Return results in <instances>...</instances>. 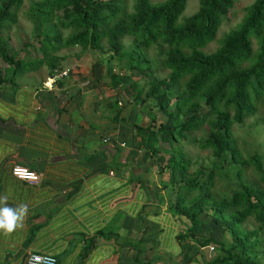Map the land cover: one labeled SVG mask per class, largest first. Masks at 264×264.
<instances>
[{
	"label": "trees",
	"instance_id": "16d2710c",
	"mask_svg": "<svg viewBox=\"0 0 264 264\" xmlns=\"http://www.w3.org/2000/svg\"><path fill=\"white\" fill-rule=\"evenodd\" d=\"M132 1L129 12L122 0L31 1L27 16L34 36L40 37L39 56L32 61L16 58L0 39V59L6 63L0 68V84L13 83L23 70L42 64L51 74L63 69V58L56 56L63 46L108 54V86L116 88L129 80L127 88L134 103L142 102L140 108L147 106L148 110L154 106L156 112L165 115L164 121L156 122L155 113L149 110L146 123L133 124L134 133L142 155L152 159L158 173L168 174L163 184L172 187L173 206L190 222L188 233L202 245H213L214 254L207 264H264V260L257 261L254 248L259 244L255 237L264 230V165L256 152L243 155L232 133L234 123L243 122L259 105L264 106V0H252L245 6L242 19L210 52L204 48L215 39L234 0H197L196 10L185 17L180 16L186 0ZM22 2L0 0V30L15 23ZM60 29L70 31L62 38ZM125 37L131 40L129 50L124 48ZM30 44L23 45L31 52ZM151 46L159 49L157 59L145 54ZM161 70L167 73L157 77L155 73ZM131 73H137L142 84L132 80ZM200 128L205 136L195 143L209 150L211 162L204 170L198 164L189 172L191 160L177 142ZM249 166L257 185L237 182L238 187L229 195L215 197L211 190L215 175L229 180L233 171L239 179ZM194 191H198L196 196L189 199L188 194ZM200 216L211 218L220 229L218 241L195 235L192 229ZM249 217L257 226L240 228ZM225 232L228 243L223 239Z\"/></svg>",
	"mask_w": 264,
	"mask_h": 264
},
{
	"label": "crops",
	"instance_id": "0c3cea01",
	"mask_svg": "<svg viewBox=\"0 0 264 264\" xmlns=\"http://www.w3.org/2000/svg\"><path fill=\"white\" fill-rule=\"evenodd\" d=\"M79 59L63 66L64 76L51 78L40 65L0 84V197L28 207L22 226L0 230V264H23L30 253L55 264H207L213 245L188 233L163 184L168 174L144 162L133 124L145 115L130 102L133 93L108 86L101 60ZM39 68L44 78L30 86ZM12 164L34 170L38 182L12 177ZM192 230L221 238L204 216Z\"/></svg>",
	"mask_w": 264,
	"mask_h": 264
},
{
	"label": "rangeland",
	"instance_id": "374dc122",
	"mask_svg": "<svg viewBox=\"0 0 264 264\" xmlns=\"http://www.w3.org/2000/svg\"><path fill=\"white\" fill-rule=\"evenodd\" d=\"M33 0H23L21 5L16 10V21L15 23L11 24L7 29L4 28L0 30V39L6 42L7 51L11 53L13 56L17 57H25L24 61H32L34 58H37L39 56L38 52V38L35 37L34 32L32 29V21L28 18L27 12L29 9V5ZM124 4V9L129 12L132 9V0H122ZM151 2L155 1H162V0H150ZM197 0H186V5L181 13L180 17H185L190 14H192L196 8H197ZM252 0H234L233 5L231 8H229L226 19H224L221 24L218 27V30L215 35V39L211 42H209L204 50L206 52L213 51L217 45H218V39L229 29L233 28L243 17L244 13V7L247 6L249 3H251ZM69 29H60L61 37L64 38L68 33ZM124 41V48L126 50H129L130 48V38L125 37L123 39ZM31 43L33 47V53L30 52L28 48V52L30 53H24L25 47L24 43ZM30 44V45H31ZM29 46V45H28ZM159 49L155 48L154 46H151L149 49L145 51V54L150 59H157V53ZM34 55H38L37 57H33ZM57 57H62L63 60L60 61V67L64 65V67L73 68L72 64H70L68 61L70 60H78L79 61H90L94 59H99L101 61L100 65L105 70L109 66V61H107L108 54L105 52L102 53L98 50H91V49H82L79 46H70L61 47L56 52ZM101 57V58H100ZM159 57V56H158ZM22 59V58H20ZM46 66V64H42ZM6 66V63H4L0 59V68H3ZM45 68V67H42ZM115 70H117V66H114ZM167 73V70H161L157 71L155 75L157 77H162ZM41 77L44 78V75L40 72V68L34 72L29 77L28 84L31 86H39ZM130 77L132 80H138L140 84H142L143 80L138 79L137 73H131ZM19 79L21 77H18ZM16 79L15 81L18 82ZM69 79V78H67ZM26 78H23V81H25ZM5 83V82H4ZM7 83V82H6ZM3 84V83H2ZM128 85V81H125L121 84L122 87ZM178 89V86L174 87V90ZM110 90V89H109ZM127 96L130 93L127 86ZM111 91V90H110ZM113 92V91H111ZM97 92L94 91L92 95L97 98ZM126 100H130V97H128ZM131 103H133L132 100H130ZM135 104V103H134ZM142 102L138 103L139 112L143 116V114L146 116L148 115V111L150 110V113H155L156 115V122L164 121L165 115L156 112L154 109V106H152V109L147 106H144V108H140V105ZM144 121L142 123L147 122V117H143ZM232 133L236 137L237 140V146L241 150V153L243 155L252 154L256 152L260 156V160L262 164L264 165V106L259 105L257 107V111L252 116H247L244 118L243 122L241 123H234L232 125ZM205 136V130L203 128H200L198 130L192 131L191 133L186 134L185 139H181L177 142L179 146L181 147V150L184 152V154L190 158L192 166L189 168V172H191L194 169V166L201 165L204 168H207L209 162H211V155L209 153V150L202 149L198 146V144L195 143V140H201ZM195 138V139H194ZM160 146L167 147L166 143H160ZM147 158V157H144ZM147 159H144V162H147ZM206 165V166H205ZM224 167H226V164H224ZM154 172L157 170V167H153ZM190 179V178H188ZM255 173L251 166L245 167L241 173V177L239 179L234 177L233 171H230V178L229 180L223 178L222 176L219 177L215 175L213 180V188L211 189L214 193L215 197H219L220 195H229L231 190L236 189L237 182H242L245 184H252L257 185ZM198 191H194L193 193H189L188 197L191 199L192 197L196 196V193ZM192 196V197H191ZM206 213L211 214V210H206ZM257 226V223L254 221L252 217H249L246 221L241 223L239 225L240 228L250 230ZM257 240H259V244L256 245L255 248V257L259 263H262L264 260V230L260 231L257 236L255 237ZM223 239L225 243H228L230 238L229 235L225 232Z\"/></svg>",
	"mask_w": 264,
	"mask_h": 264
},
{
	"label": "built area",
	"instance_id": "2783aa9c",
	"mask_svg": "<svg viewBox=\"0 0 264 264\" xmlns=\"http://www.w3.org/2000/svg\"><path fill=\"white\" fill-rule=\"evenodd\" d=\"M67 74V69H62L60 71H56L51 78H55L57 76H64ZM108 138H104L103 141L107 140ZM11 174L20 179L27 181L30 184H36L39 179V175L34 171L29 169L26 166H22L19 164H13L11 166ZM56 260L54 257L45 254H38V253H30L28 254L24 264H55ZM139 264H158V263H151V262H142Z\"/></svg>",
	"mask_w": 264,
	"mask_h": 264
},
{
	"label": "clouds",
	"instance_id": "9594fccd",
	"mask_svg": "<svg viewBox=\"0 0 264 264\" xmlns=\"http://www.w3.org/2000/svg\"><path fill=\"white\" fill-rule=\"evenodd\" d=\"M7 199L6 195L0 197V204H4L3 207H0V230L11 233L17 227L22 226L23 220L28 212V207L25 204H20L17 207L8 206L6 203Z\"/></svg>",
	"mask_w": 264,
	"mask_h": 264
}]
</instances>
